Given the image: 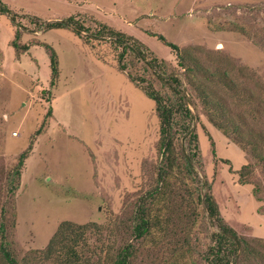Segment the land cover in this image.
<instances>
[{"label":"rangeland","instance_id":"obj_1","mask_svg":"<svg viewBox=\"0 0 264 264\" xmlns=\"http://www.w3.org/2000/svg\"><path fill=\"white\" fill-rule=\"evenodd\" d=\"M2 1L15 20L0 13V166L9 169L31 143L8 211L7 238L18 261L44 247L68 219L104 225L102 233H88L81 248L96 250L95 258L104 262L105 254L112 256L123 240H133L131 217L157 183L161 160L154 100L118 68L121 46L107 34L87 40L68 27L45 28L46 21L71 14L91 30L103 23L131 34L164 58L166 71L148 68L129 54L123 58L131 73L145 76L162 92L167 89L159 77L179 75L195 116L198 176L211 184L223 218L239 234L261 240L263 247L264 212L258 207L264 201L252 190L262 180L258 194L264 197V165L255 156L264 154V0ZM158 34L180 48L190 46V57L209 72L227 70L235 88L216 73L208 79L196 75L211 94L212 102L205 104L187 82L175 50ZM51 50L58 66L53 82ZM212 103L223 104L226 117L244 130L239 138L256 147L251 141L243 147L215 126L208 114ZM188 140L187 133L180 134L176 151L188 149ZM247 162L253 163L250 179L255 181L242 183L238 171ZM177 178L184 176H172L178 190ZM202 219L198 229L204 238L214 226Z\"/></svg>","mask_w":264,"mask_h":264},{"label":"trees","instance_id":"obj_2","mask_svg":"<svg viewBox=\"0 0 264 264\" xmlns=\"http://www.w3.org/2000/svg\"><path fill=\"white\" fill-rule=\"evenodd\" d=\"M0 13L8 14L12 22L15 20V13L2 0H0ZM49 27H68L87 40L107 34L121 46L117 55L118 68L125 70L128 78L154 100V108L159 119L158 148L161 164L158 167L156 187L148 192L146 198L141 199L131 217L133 223L130 228L134 234L133 240H123L112 256L105 254L104 262L95 258L98 253L96 250L91 249L86 252L81 249L87 240L88 233L100 234L104 225L95 221L77 223L68 219L58 224L44 247L34 249L25 259L18 261L7 238L8 211L9 208H13V197L20 183L24 160L31 147L30 143L19 152L15 163L9 169L0 166V175L3 176V178L0 177V192L4 191V201L0 202V264H135L138 260L145 262V258H150L146 264L150 262L155 264H253L255 261H264V245L260 246L263 242L239 234L223 218L211 192V184L198 176L194 162L201 164V161L193 141L197 137L192 125L195 116L189 101L185 99L187 92L182 88L179 75L175 72L161 75L160 85L167 89L162 92L145 76L131 73L123 58L129 54L143 59L147 67L155 71H166L168 65L166 60L155 55L146 44L131 34L103 23H99L98 28L91 30L73 14L46 21L45 28ZM19 35L18 30H15V38ZM158 37L175 50L177 63L183 67L187 82L192 88L199 90L205 104L212 102L211 94L208 89L203 88V83L199 82L196 75H202L201 77L208 79V76L216 73L221 81L224 79V83L235 88L234 83L227 76V70L218 69L217 72H209L196 57H190V46L180 48L177 43L166 40L162 34H158ZM12 44L17 48L14 40ZM191 47L192 50L196 48V46ZM27 48L28 45L23 44V49ZM49 53L53 82L58 72L57 57L53 50ZM208 114L213 124L236 143L245 147L251 141L243 142L239 138L238 135L241 132L244 134V130L240 124L226 117L223 104L212 103ZM184 133L189 135L188 149L182 147L179 153L176 151V143L179 141L180 134ZM258 135L260 134L250 136L249 139L253 137L256 139ZM190 141L193 142L192 147ZM251 143L253 147H256L255 142L251 141ZM255 156L264 165V154L255 152ZM224 161L228 160L224 159ZM252 166L253 163L247 162L240 167L238 171L240 182L255 181L250 179L253 173ZM177 172L184 176L183 179L177 178L181 184L178 190L173 183L175 179H172ZM262 173L264 174V170ZM186 180H189V183ZM261 181H255L252 192L258 200L264 201V197L258 194L262 191ZM156 199L160 202H156ZM258 210L264 212V203L258 207ZM203 217L214 226V229L205 232L203 236L206 238V245L199 249L198 243L200 241L205 243L198 229L199 223L204 220ZM101 249L100 245L99 250ZM106 251H110L109 246Z\"/></svg>","mask_w":264,"mask_h":264}]
</instances>
